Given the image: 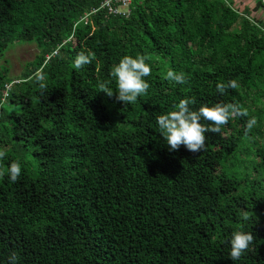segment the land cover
Masks as SVG:
<instances>
[{"label":"trees","instance_id":"obj_1","mask_svg":"<svg viewBox=\"0 0 264 264\" xmlns=\"http://www.w3.org/2000/svg\"><path fill=\"white\" fill-rule=\"evenodd\" d=\"M103 1L0 0V171L22 165L16 183L0 178V264L12 251L19 264H264V1L131 0L119 14ZM26 43L38 54L14 75L6 56ZM81 51L95 59L76 69ZM137 54L152 67L147 94L124 105L98 93ZM229 80L238 87L218 93ZM188 97L249 115L206 133L200 153L170 151L156 117ZM237 230L256 240L232 261Z\"/></svg>","mask_w":264,"mask_h":264},{"label":"clouds","instance_id":"obj_2","mask_svg":"<svg viewBox=\"0 0 264 264\" xmlns=\"http://www.w3.org/2000/svg\"><path fill=\"white\" fill-rule=\"evenodd\" d=\"M95 59V53L91 51H81L74 59V67L81 69L89 65ZM149 57L145 54L123 56L114 65L109 73L115 81L116 87L113 89L107 82L98 85L99 92H103L108 98H114L117 102L134 104L137 99L147 94L150 84L145 79L152 74V67L147 61ZM39 84L42 94L47 90V85L43 83L44 76L37 73L34 76ZM165 79L170 83L184 85L189 83L188 76L183 71L169 69L165 74ZM238 87L236 80L227 82H217L216 90L221 95L226 94L228 89ZM196 104L194 98L181 99L173 105V110L156 117L159 134L166 141L170 151H178L183 145L189 152L200 153L206 150V133H221L230 119L247 117L249 115L246 108H242L238 103L218 102L212 106L202 104L198 109H193ZM207 122V123H206ZM257 124V119L252 116L247 120L245 135H247ZM7 157L6 150L0 148V161ZM8 175L12 183H16L22 174V165L18 161H13L7 168V172L0 171V178ZM243 221H248L251 216L248 211L241 213ZM256 237L252 232L237 230L232 233L230 243V258L232 261L239 260L246 253ZM20 257L16 251H12L7 257V264H19Z\"/></svg>","mask_w":264,"mask_h":264},{"label":"rangeland","instance_id":"obj_3","mask_svg":"<svg viewBox=\"0 0 264 264\" xmlns=\"http://www.w3.org/2000/svg\"><path fill=\"white\" fill-rule=\"evenodd\" d=\"M233 7L239 11H244L245 8H254V0H232ZM127 11V10H125ZM254 16L260 20H264V11L254 13ZM38 54L36 44H16L13 50H10L6 56L12 65V73L18 75L27 62L32 61Z\"/></svg>","mask_w":264,"mask_h":264},{"label":"built area","instance_id":"obj_4","mask_svg":"<svg viewBox=\"0 0 264 264\" xmlns=\"http://www.w3.org/2000/svg\"><path fill=\"white\" fill-rule=\"evenodd\" d=\"M130 4L131 0H104L100 8L106 9L109 14L127 13L129 11L126 7ZM115 5H117V7H115Z\"/></svg>","mask_w":264,"mask_h":264},{"label":"water","instance_id":"obj_5","mask_svg":"<svg viewBox=\"0 0 264 264\" xmlns=\"http://www.w3.org/2000/svg\"><path fill=\"white\" fill-rule=\"evenodd\" d=\"M264 1V0H263Z\"/></svg>","mask_w":264,"mask_h":264}]
</instances>
